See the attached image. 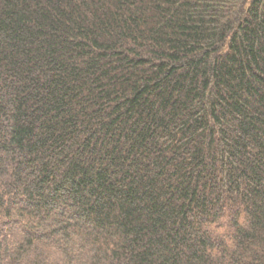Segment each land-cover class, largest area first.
Instances as JSON below:
<instances>
[{
	"label": "trees",
	"instance_id": "obj_1",
	"mask_svg": "<svg viewBox=\"0 0 264 264\" xmlns=\"http://www.w3.org/2000/svg\"><path fill=\"white\" fill-rule=\"evenodd\" d=\"M0 264H264V0H0Z\"/></svg>",
	"mask_w": 264,
	"mask_h": 264
}]
</instances>
